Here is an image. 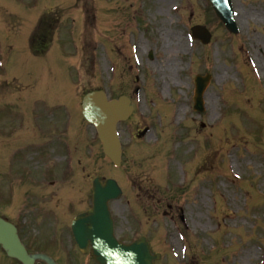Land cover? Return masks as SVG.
<instances>
[{"label":"rangeland","instance_id":"obj_1","mask_svg":"<svg viewBox=\"0 0 264 264\" xmlns=\"http://www.w3.org/2000/svg\"><path fill=\"white\" fill-rule=\"evenodd\" d=\"M181 1L171 0V5L178 8V12L172 13L159 5L162 4L159 0H0V62L3 65L0 81L4 72L11 73L12 79L8 84L0 82V214L24 229L23 236L30 250L37 251L41 245L45 253L53 254L61 262L94 264L76 252L67 256L75 248L69 235V222L76 211L88 206L85 197L93 174L118 178L122 171L113 169L98 156L100 147L95 133L67 107L77 105V98L67 87L77 91L79 101L87 91L100 88L118 95L124 86L130 87L135 67L125 71V60L131 63V54L127 47L124 55L119 45L123 36L126 39L125 35L133 34L139 41L141 103L122 130L128 158H134L137 163L123 170V180L126 174L131 185L126 180L123 183L133 185L127 190L140 184L155 189L161 169L150 159V148L142 146L159 144L153 126L157 129L163 124L173 132L171 127L178 123V127H172L178 129L174 148L172 142L167 145L168 141L157 152L166 158L167 151L171 150L177 164L185 168L188 181H195V173L204 178L201 183L191 185L193 182H190L187 189V177L179 168L175 169L182 190H175L177 195L171 191V213L162 215L167 203L165 198H160V206L150 203L147 208L152 210L144 213L138 233L141 231L153 240L155 249L163 254L159 264H264V205L260 202V198L264 199V178L261 177L264 175V74L261 76L256 66L262 61L264 72V0H234L239 32L233 38H229L216 19L211 21L208 13L198 11L199 0H189L192 4ZM140 10L146 12L145 16H139ZM206 11L213 15L209 8ZM195 25L206 27L214 38L208 47L195 45L194 52L186 55L181 51H190L187 34ZM34 34H40L36 39L38 50L46 44L47 51L32 59L29 44ZM8 45L14 49L13 65L5 55ZM110 57L113 62L109 61ZM248 57L255 63L256 76L247 65ZM50 60L52 63L45 66ZM171 63L172 80L170 73L161 77L162 67ZM110 67H115L111 76ZM206 67L215 80L205 93V114L198 115L192 111V80L196 74H204ZM110 77H114L113 81ZM243 84V95L231 96L229 91L238 86L243 89ZM151 88L165 103H171V107L160 109L164 104L160 97L154 93L147 95L155 120L153 117L146 120L142 104L145 91ZM221 93L225 94L226 103L229 97L233 102L240 99L241 103L230 104L225 111ZM174 108L175 113L179 110L180 120L171 122V126ZM52 112L61 116H54ZM9 122L11 129L6 127ZM201 123L205 125L203 129L199 127ZM183 124H190L192 129ZM145 127L150 133L132 146L130 134ZM77 137L93 143L95 163L85 162L80 148L82 141ZM24 142L34 143L30 147L34 152L10 158L14 151L20 153ZM74 144L81 165L72 161L68 173L62 163L65 158L58 157H62L65 145ZM193 155L202 161L193 160ZM30 167L35 171L32 168L30 171ZM63 168L65 179L76 182L72 191L67 190L70 185L63 190L62 186L67 184L55 183ZM28 171L29 180L25 176ZM44 171L47 174L45 192L40 190L39 181V173ZM234 175L240 176V181ZM73 195L76 205L70 203L65 211L64 199ZM51 211L65 227L50 220ZM115 214L116 220L122 223V214ZM42 230L54 244H46L39 238ZM126 233L124 228L125 238ZM0 264H5L1 252Z\"/></svg>","mask_w":264,"mask_h":264},{"label":"water","instance_id":"obj_2","mask_svg":"<svg viewBox=\"0 0 264 264\" xmlns=\"http://www.w3.org/2000/svg\"><path fill=\"white\" fill-rule=\"evenodd\" d=\"M221 5L223 6L222 3ZM223 20L225 21L226 18H223ZM201 92L202 84H198L196 97L198 102ZM112 108L114 109V107ZM196 108L199 109V104ZM113 115H118V113ZM119 118L120 117L117 116L112 120L110 119L112 130L115 122ZM98 130L102 140L105 141L108 139L105 129L102 126L99 127ZM96 188L95 185L94 191L97 199L93 213L90 214L91 216L93 215L91 223L86 219L82 221L80 219L75 224V230L77 232L76 239L80 242L81 247L83 244L86 245L87 241H89L92 246L94 257L99 264H151L152 260L155 258L150 256L149 246L145 242H138L128 249H124L118 246L113 240L110 235L111 224H109L104 203L109 199L108 193L114 194L115 190L113 188L110 191L103 188L96 190ZM0 244L7 251L8 256L16 258L23 264H31L32 260L35 258L26 255L16 236L15 229L2 220H0ZM47 261L49 264H53L50 260Z\"/></svg>","mask_w":264,"mask_h":264},{"label":"bare ground","instance_id":"obj_3","mask_svg":"<svg viewBox=\"0 0 264 264\" xmlns=\"http://www.w3.org/2000/svg\"><path fill=\"white\" fill-rule=\"evenodd\" d=\"M165 71H166V72H169V69L166 68ZM88 102H89V99L86 100V103H88ZM178 114H179V112L177 113V115H178Z\"/></svg>","mask_w":264,"mask_h":264}]
</instances>
